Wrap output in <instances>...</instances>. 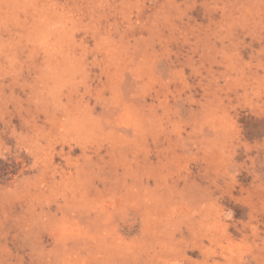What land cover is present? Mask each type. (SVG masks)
I'll list each match as a JSON object with an SVG mask.
<instances>
[{
  "label": "rangeland",
  "instance_id": "1",
  "mask_svg": "<svg viewBox=\"0 0 264 264\" xmlns=\"http://www.w3.org/2000/svg\"><path fill=\"white\" fill-rule=\"evenodd\" d=\"M0 264H264V0H0Z\"/></svg>",
  "mask_w": 264,
  "mask_h": 264
}]
</instances>
